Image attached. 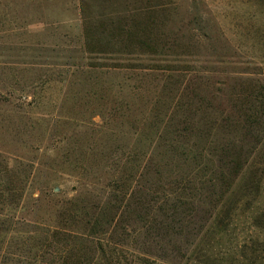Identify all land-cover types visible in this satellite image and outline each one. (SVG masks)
<instances>
[{"label": "rangeland", "instance_id": "obj_1", "mask_svg": "<svg viewBox=\"0 0 264 264\" xmlns=\"http://www.w3.org/2000/svg\"><path fill=\"white\" fill-rule=\"evenodd\" d=\"M195 98L237 117L212 131L243 156L219 262L264 264V0H0V264L37 248L5 225H52L102 161L144 149L151 113Z\"/></svg>", "mask_w": 264, "mask_h": 264}, {"label": "trees", "instance_id": "obj_2", "mask_svg": "<svg viewBox=\"0 0 264 264\" xmlns=\"http://www.w3.org/2000/svg\"><path fill=\"white\" fill-rule=\"evenodd\" d=\"M195 100L201 107L186 100L151 113L140 133L144 149L102 161L105 174L83 178L79 188L86 195L79 204L78 198L61 204L52 225H5L26 239L35 234L37 248L30 256L25 251V263L154 264L153 257L162 264H220L216 249L243 156L240 144L216 141L212 131L230 135L237 117L219 116L216 124L214 110Z\"/></svg>", "mask_w": 264, "mask_h": 264}]
</instances>
